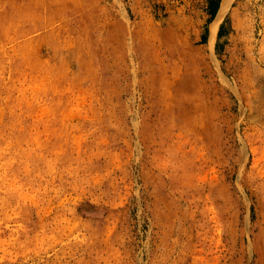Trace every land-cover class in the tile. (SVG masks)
Segmentation results:
<instances>
[{"label":"rangeland","instance_id":"obj_1","mask_svg":"<svg viewBox=\"0 0 264 264\" xmlns=\"http://www.w3.org/2000/svg\"><path fill=\"white\" fill-rule=\"evenodd\" d=\"M0 0V264H264V0Z\"/></svg>","mask_w":264,"mask_h":264},{"label":"bare ground","instance_id":"obj_2","mask_svg":"<svg viewBox=\"0 0 264 264\" xmlns=\"http://www.w3.org/2000/svg\"><path fill=\"white\" fill-rule=\"evenodd\" d=\"M231 1L232 0H222L221 2L217 15L211 25V30H210L211 37L209 41V47H207V50L214 48V44H215V40H216L217 32H218V27L228 13L230 5H231ZM261 23L264 25V20Z\"/></svg>","mask_w":264,"mask_h":264},{"label":"crops","instance_id":"obj_3","mask_svg":"<svg viewBox=\"0 0 264 264\" xmlns=\"http://www.w3.org/2000/svg\"><path fill=\"white\" fill-rule=\"evenodd\" d=\"M217 36H218V33H217Z\"/></svg>","mask_w":264,"mask_h":264}]
</instances>
